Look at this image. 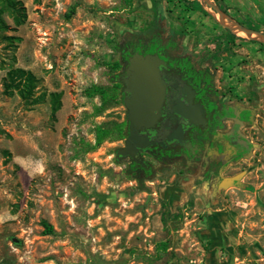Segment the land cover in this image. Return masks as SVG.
Segmentation results:
<instances>
[{"label":"rangeland","instance_id":"obj_1","mask_svg":"<svg viewBox=\"0 0 264 264\" xmlns=\"http://www.w3.org/2000/svg\"><path fill=\"white\" fill-rule=\"evenodd\" d=\"M21 1L25 24L5 16L0 33V264H264V40L229 24L264 35V0H208L227 18L204 0ZM153 36L255 113L244 156L209 181L207 156L151 159L141 175L117 158L127 124L89 148L126 109L95 116L100 100L85 91L113 86L128 44ZM11 65L33 72L39 93H62L56 121L48 100L28 108L3 94Z\"/></svg>","mask_w":264,"mask_h":264},{"label":"flooded vegetation","instance_id":"obj_2","mask_svg":"<svg viewBox=\"0 0 264 264\" xmlns=\"http://www.w3.org/2000/svg\"><path fill=\"white\" fill-rule=\"evenodd\" d=\"M136 53L156 55L162 61L160 72L166 83V95L158 122L139 130V135L148 138L151 144L136 147L134 157L118 159L129 160L136 171L147 175L150 171L147 163L151 159L164 162L207 156L212 160L204 180L209 181L219 175L228 161L244 156L248 149L246 129L255 115L253 110L226 92L197 60L181 54L170 43H163L158 36L145 43L128 44L123 52L125 66ZM123 76L124 71L119 76L122 101L125 97ZM125 122L127 136L120 149L125 148L129 136L127 109Z\"/></svg>","mask_w":264,"mask_h":264},{"label":"trees","instance_id":"obj_3","mask_svg":"<svg viewBox=\"0 0 264 264\" xmlns=\"http://www.w3.org/2000/svg\"><path fill=\"white\" fill-rule=\"evenodd\" d=\"M76 7L72 6L67 13V18L70 19L75 13ZM9 16L15 27L18 28L25 24L27 20L26 8L21 0H0V33L10 29V26L5 21L4 17ZM9 40L20 42V38L9 37ZM12 42V41H11ZM12 61H15L13 55ZM114 69L118 68L117 64H108ZM39 79L37 76L26 69L15 67L11 65L6 72L3 79V94L7 97H13L17 95L23 104L28 108H33L37 105L45 103L47 100L50 105V119L56 121V115L62 107V93L61 92H38ZM86 96L89 98L98 97L100 105L95 108L94 115L98 116L107 110L109 107L122 101V82L117 79L115 84L111 87L92 85L86 91ZM125 124H117L115 122L102 123L97 125L94 130L95 141L92 146H89L91 150L99 148L106 141H113L114 139L125 137ZM7 157H10L8 151H4ZM46 234H53V228L47 223H42Z\"/></svg>","mask_w":264,"mask_h":264},{"label":"water","instance_id":"obj_4","mask_svg":"<svg viewBox=\"0 0 264 264\" xmlns=\"http://www.w3.org/2000/svg\"><path fill=\"white\" fill-rule=\"evenodd\" d=\"M206 1L214 11L223 18L225 14ZM238 30L250 35H256L264 40V35L243 28L236 22H231ZM162 61L156 55L134 54L124 67L123 92L125 97L123 104L127 109V119L129 122V136L126 140L125 148L118 150L117 157H134L135 148H143L150 145L148 138L141 137L139 130L141 127L154 126L160 117L162 106L166 95V83L160 72Z\"/></svg>","mask_w":264,"mask_h":264},{"label":"bare ground","instance_id":"obj_5","mask_svg":"<svg viewBox=\"0 0 264 264\" xmlns=\"http://www.w3.org/2000/svg\"><path fill=\"white\" fill-rule=\"evenodd\" d=\"M214 16L216 17H219V14L217 13H214ZM231 27L233 28L232 30L239 36H242V37H245V36H248V37H257L256 35H250V34H247L245 32H242L240 30H238V28L234 25V24H230Z\"/></svg>","mask_w":264,"mask_h":264}]
</instances>
